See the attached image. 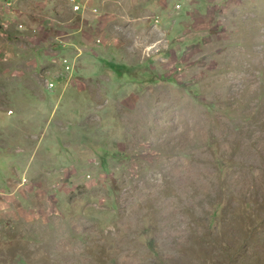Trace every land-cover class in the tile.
<instances>
[{
    "label": "rangeland",
    "instance_id": "374dc122",
    "mask_svg": "<svg viewBox=\"0 0 264 264\" xmlns=\"http://www.w3.org/2000/svg\"><path fill=\"white\" fill-rule=\"evenodd\" d=\"M167 1L0 0V264H264V0Z\"/></svg>",
    "mask_w": 264,
    "mask_h": 264
},
{
    "label": "crops",
    "instance_id": "0c3cea01",
    "mask_svg": "<svg viewBox=\"0 0 264 264\" xmlns=\"http://www.w3.org/2000/svg\"><path fill=\"white\" fill-rule=\"evenodd\" d=\"M13 1H17V0H13ZM33 1H35V4L37 5V3H40V4H43V3H45V4H47V6L48 5H54V4H59V3H61V0H31V2H33ZM103 2H104V0H102ZM146 2V4L148 3V2H150V0H145ZM157 1H159L158 3H156L155 5L156 6H158L159 8H161L162 9V11H165V10H163V9H168L167 11H170V13H171V11H172V9L171 8H173V7H171V8H169L170 7V5H169V3H168V1L167 0H157ZM152 2V1H151ZM210 2H212V3H210ZM88 3V2H87ZM142 5L144 4L143 2L141 3ZM180 4V3H179ZM145 5V4H144ZM213 6V5H218V3H214V1L213 0H186V6H187V9L185 10V17L186 18H188V17H190V13L193 11V10H200L201 8H203V7H207V6ZM175 6V5H174ZM182 7V5L180 4V6L178 7V9H180ZM176 8V7H175ZM191 9V10H190ZM173 10H175V9H173ZM188 21H189V19H188ZM188 27V25L186 26V28Z\"/></svg>",
    "mask_w": 264,
    "mask_h": 264
},
{
    "label": "built area",
    "instance_id": "2783aa9c",
    "mask_svg": "<svg viewBox=\"0 0 264 264\" xmlns=\"http://www.w3.org/2000/svg\"><path fill=\"white\" fill-rule=\"evenodd\" d=\"M70 1L72 3L73 9H79L82 5L81 2H79V0H70ZM175 6L178 7L179 4H176ZM51 84H52V82L49 83V85H51Z\"/></svg>",
    "mask_w": 264,
    "mask_h": 264
},
{
    "label": "trees",
    "instance_id": "16d2710c",
    "mask_svg": "<svg viewBox=\"0 0 264 264\" xmlns=\"http://www.w3.org/2000/svg\"><path fill=\"white\" fill-rule=\"evenodd\" d=\"M110 67L113 69V70H119L118 67L116 66V64H110ZM117 75H120V71L119 73H117Z\"/></svg>",
    "mask_w": 264,
    "mask_h": 264
},
{
    "label": "clouds",
    "instance_id": "9594fccd",
    "mask_svg": "<svg viewBox=\"0 0 264 264\" xmlns=\"http://www.w3.org/2000/svg\"><path fill=\"white\" fill-rule=\"evenodd\" d=\"M179 7V6H178Z\"/></svg>",
    "mask_w": 264,
    "mask_h": 264
}]
</instances>
